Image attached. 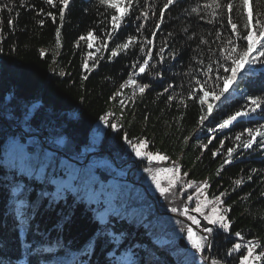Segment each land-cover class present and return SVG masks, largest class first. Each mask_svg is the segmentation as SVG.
I'll return each mask as SVG.
<instances>
[{
    "label": "trees",
    "instance_id": "16d2710c",
    "mask_svg": "<svg viewBox=\"0 0 264 264\" xmlns=\"http://www.w3.org/2000/svg\"><path fill=\"white\" fill-rule=\"evenodd\" d=\"M4 2L12 11L0 13V264H158L154 256L153 262L147 263L153 239L159 240L156 253L165 256L166 263L183 264L194 257L208 264L210 257V264L213 260L217 264H239L246 250L228 255L235 243L252 240L264 248V144L260 137L252 148H238L231 163H226L227 149L240 143L237 135L244 132L242 140H247L245 129L264 126V106L227 128H219L229 115L249 105V96L264 97V64L245 66L237 84L203 125L200 117L204 111L197 101L188 98L194 79L203 78V66L198 61L215 67L214 61L221 59L222 41L234 36L224 10L214 23H208L211 10L202 9V5L209 0H176L159 23L166 0H138L119 30L112 33L105 51L101 43L111 31L108 13L114 10L101 6L99 0H72L62 22L59 6L52 8L44 0ZM261 4L264 0H254V15ZM197 7L201 8L200 15L192 12ZM41 11L45 15H40ZM49 11L57 16L56 22L46 15ZM143 12H148V18L141 15ZM157 24L151 71L134 76V65L146 58L148 47L136 44L117 57L111 56V50L130 36L138 41L152 39ZM89 31L97 36L90 41L91 48L89 41L80 40ZM89 52L97 59H89ZM172 52L176 54L174 59ZM85 61L88 71L83 66ZM156 72L161 76L156 77ZM129 77L150 85L143 95L137 91L134 102L132 88H120ZM169 96L175 98L170 100ZM121 99L126 109L123 115H116ZM106 116L117 128L102 125ZM16 128L20 130L15 132ZM24 133L30 136L26 144L22 142ZM144 140L147 148L142 152L159 153L168 159L149 163L138 157L132 146ZM17 145L33 146L34 155L18 167L11 160L13 166L8 169L4 163L9 159L8 151ZM60 145L80 163L92 155L85 165L70 162L59 170L60 153L52 159L46 148L60 150ZM102 150L114 159L109 154H94ZM103 157L108 163L99 169ZM48 160L58 168L54 178L66 177L73 182L84 177V190L93 183L91 169L96 175L105 171L112 178L107 183L101 181L99 191H95L97 186L77 195L47 191L56 186L52 176L31 177L35 167L46 165ZM174 166L180 168L183 178L169 195L162 196L153 176ZM130 170L131 181H119L126 179ZM237 180L241 182L237 184ZM189 181L194 182L193 188L185 187ZM161 183L168 186L163 176ZM203 183L209 185L205 190L209 201L224 193L221 211L231 227L224 231L213 226L210 235L203 231L210 238V249L206 247L200 253L187 237V249L179 241L188 228L204 236L198 232L202 228L188 218L193 216L191 211L196 213V186ZM109 192L114 193V200ZM129 206L134 210L126 218L124 212ZM185 208L188 215L182 214ZM210 210L211 206L206 209ZM116 211L119 214L113 217ZM236 232L244 236V241Z\"/></svg>",
    "mask_w": 264,
    "mask_h": 264
},
{
    "label": "snow or ice",
    "instance_id": "6c2138e0",
    "mask_svg": "<svg viewBox=\"0 0 264 264\" xmlns=\"http://www.w3.org/2000/svg\"><path fill=\"white\" fill-rule=\"evenodd\" d=\"M71 2L72 0H44V3L51 6L52 8H57L59 6V20L61 22L64 20L65 12L69 9ZM175 3L176 0H166L158 16L159 23H163L164 12L169 10V8ZM99 4L106 9L114 10L108 13L111 17V31L106 33V36L101 43V47L107 51L108 42H110L112 39V33L119 30L125 15L133 9L134 4H138V0H99ZM253 8L254 0H209V2H206L202 5V9L211 10L208 12V16L210 17L208 23H214L215 18L218 16L220 11L224 10L227 13V24L231 26V32L234 34V36H229L226 42L222 41L220 46L222 62L221 59L214 61L215 67L213 66V63L204 65L203 61H198V63L203 66L201 70L203 78L194 79V83L189 89L188 98L197 101L204 111V115L200 117L201 125H203L204 121L212 115L214 109L219 106L218 102L221 101L222 97H225V94L229 92L230 88L237 84L238 79L241 77V73L244 72L245 66L251 68L256 64H264V4H261L260 10L257 11L255 15ZM5 9H7L9 12L12 11V8L9 7V5L4 2V0H0V13H3ZM234 9L236 10L235 20L233 18ZM192 12L200 15L201 8H193ZM40 15L43 16L45 13L41 11ZM46 15L51 17L52 22H56L57 16L51 11L47 12ZM141 15L145 18H148V12H143ZM9 23L11 24L13 22L9 21ZM39 23L41 26H43V19H41ZM238 27L241 30L238 31ZM158 30L159 24L155 26L152 39L144 38L142 41H138L136 36L128 37L127 42L119 43L111 50V56L117 57L122 52H127L130 47L136 44H143L144 46L148 47L149 50L146 53V58L143 59L142 62H137V65H134V67H136V72L133 75L139 76L145 74L146 72H150V62L153 60L151 48L154 46L155 31ZM59 36L60 33L57 31V41L59 40ZM0 38H2V29H0ZM217 38L219 39V36H217ZM96 39L97 36L92 31H89L86 36L80 37V40L82 41H89V48L92 47L90 41H94ZM241 41L243 43H241ZM203 43L207 44L208 42L205 40ZM0 51H2V49H0ZM163 52L164 49L161 48V63H163ZM43 54L44 53L42 52L41 55ZM171 55L174 59L176 54L175 52H172ZM88 57L91 60L97 59L92 55L91 52L88 53ZM83 66L86 71L89 70V64L87 61H85ZM189 75H191V73H189ZM160 76L161 74L156 72V77ZM87 78V76L84 77V79ZM149 86L150 85L147 83H139L137 79L129 77L125 83L120 85V88H132V102H134L137 91L140 95H143ZM116 95L122 96L123 93L117 92ZM174 98L175 97L169 96L170 100ZM113 99H115V97H113ZM248 100L249 105H245L243 109L237 110L234 114L229 115L223 120L222 123H220L219 128H227L239 118L248 117L251 114L256 113L257 109H260L262 106H264V97L249 96ZM120 103L121 105H124V100L121 99ZM180 103L184 105V99H181ZM103 120L105 125H108L112 128H117L116 125L109 124L108 116L104 117ZM213 131H215V129H213ZM245 131L247 133L248 139L242 140L244 132H241L235 137L236 141H239L240 143H238L233 148L227 149V155L229 159L226 161V163H231V157L233 156V153L236 152V150L241 146L245 149L252 148V146L257 143V137H260V143L264 144V126L255 129L247 128ZM125 140H128L127 136H125ZM208 143H211V140ZM132 147L133 151L138 157L146 158L149 163H152L153 161L163 162L168 159L166 156L159 153L142 152V149L147 148L146 140L140 141ZM149 171L151 170L149 169ZM162 176L167 179V187L162 186ZM182 178L183 177L180 175V168L178 166L166 168L163 170V172L153 176L156 188L159 190L162 196L169 195L172 189L176 187L177 183ZM240 182V180L236 181L237 184ZM193 186L194 182L191 181L185 184L186 188H193ZM208 187L209 185L207 183L196 186V204L193 210L203 216L204 220H206L209 225L217 226L219 229L228 231L231 227V224L227 215L221 211V206L224 204V201L221 197L224 195V193H221L219 196H216L213 200L209 201L205 193V190ZM188 199L191 201L192 197H189ZM209 206H211V210L206 211ZM173 211L175 212L177 209L174 208ZM188 211L189 210L185 208L182 214L188 215ZM188 218L193 224L199 227L200 221L197 220L195 216H188ZM206 232L210 235L213 232V228H206ZM235 235L241 241H244L245 238L240 232H236ZM187 239L191 242L192 247L200 253H203L206 247H210L208 245V236L198 235V233L193 231L191 228L187 229ZM242 248L246 250V254H241L239 257V264H264V248H261V245L256 241L248 240L244 244L235 243L228 255H232V253L235 252H240ZM258 248H261L259 253L256 251ZM132 264H136V262L133 261ZM211 264H217V261L213 260Z\"/></svg>",
    "mask_w": 264,
    "mask_h": 264
},
{
    "label": "rangeland",
    "instance_id": "374dc122",
    "mask_svg": "<svg viewBox=\"0 0 264 264\" xmlns=\"http://www.w3.org/2000/svg\"><path fill=\"white\" fill-rule=\"evenodd\" d=\"M118 104H121L120 101H118ZM126 109L125 107V103L124 105H118L116 108V115H123L124 110ZM109 119V118H108ZM103 121H101L102 123ZM102 125H104V122L102 123ZM96 135H98V131L96 132ZM14 143V142H13ZM18 144V143H15ZM10 146V145H9ZM30 147H33L31 145H27V146H11V149L8 151V157L9 159L6 160L4 163L6 165V167L8 169H12V161H14L15 163H17L16 167L20 166L21 164H23L25 162L24 159L29 158L31 156H33L34 154H31V150ZM60 150H51L53 152V154H51L47 148L48 151H46L47 154H49V157H51L52 159H56L58 158V155L56 154V152L58 151V153H60L59 155H61L62 158H60L58 161L61 164V167L59 170L63 169V166H65L67 163L70 164V162H76V164H73L74 166L78 165H85L86 163H80L78 161H73L72 158H70L66 153L65 150L62 149V145L59 146ZM8 149V148H7ZM65 152V153H63ZM142 158V157H140ZM46 165H42V166H37L35 168H37L34 171V175H32L31 178H34L36 175H38V177L41 176H52V180L55 183V187H49L47 189V191H52L58 194H66V192L70 191L73 194L77 195L80 194L82 192H88L92 190V188L94 189L96 186L95 191H99L102 187L100 184L101 181H103L100 178V174L96 175L92 172L91 169V175L90 178L92 180V184L89 186L88 190H84L83 189V181H84V177H78L76 178L73 182H70L69 180H67L66 177H64L62 180H57L56 178H54L53 176L56 174V172L58 171V168H54L51 164H52V160H48L46 163ZM40 168V169H39ZM25 188L28 186L27 183H25ZM110 186V185H109ZM143 186V185H142ZM114 193L109 192V197L112 198V200H114V198L112 197ZM134 208H132L131 206H129L128 208L125 209L124 215L126 218H129L131 213L133 212ZM112 216H116V214L112 215ZM114 223L116 224V222L114 221ZM180 243V242H179ZM257 251V250H256ZM158 252V246L154 245L153 243L149 246L148 248V258H147V263L153 262L152 257L154 256L155 260H158V264H179L178 262H168L166 263V257L165 256H160L157 255ZM183 264H203V262L201 261V259L198 258H191L190 262H185Z\"/></svg>",
    "mask_w": 264,
    "mask_h": 264
},
{
    "label": "water",
    "instance_id": "95a60500",
    "mask_svg": "<svg viewBox=\"0 0 264 264\" xmlns=\"http://www.w3.org/2000/svg\"><path fill=\"white\" fill-rule=\"evenodd\" d=\"M17 130H18V129H17ZM39 138L41 139V137H39ZM26 139H27V136L24 137L23 143H26V141H27ZM95 154H99V152H96ZM90 156H91V155L88 156L87 160L89 159ZM100 176H101V178H102L104 181H107V178H110V177H108V175H107L105 172H101V173H100ZM129 177H130V172L128 173V178L126 179L127 181H130ZM155 206H156V204H155ZM193 215L196 216V217L200 220V225H199V226H200L202 229L206 230V228H208V227L213 228V225H209V224L207 223V221L204 220V218H202L201 216H199V215H197V214H195V213H193ZM200 232H201L204 236H207V235H206L205 233H203L202 231H200ZM186 236H187V232L185 231L184 234H183V238L180 240V245H181L184 249H186V248L188 247L187 244H186V240H185ZM208 239H209V237H208ZM209 260H210V257H209ZM209 260H208V261H209Z\"/></svg>",
    "mask_w": 264,
    "mask_h": 264
},
{
    "label": "flooded vegetation",
    "instance_id": "af4514ba",
    "mask_svg": "<svg viewBox=\"0 0 264 264\" xmlns=\"http://www.w3.org/2000/svg\"><path fill=\"white\" fill-rule=\"evenodd\" d=\"M106 163H108V161L105 159V158H103L101 161H100V163H99V168H102V166H104ZM135 183H139V182H135ZM192 215V214H191ZM224 264H225V262H224Z\"/></svg>",
    "mask_w": 264,
    "mask_h": 264
}]
</instances>
